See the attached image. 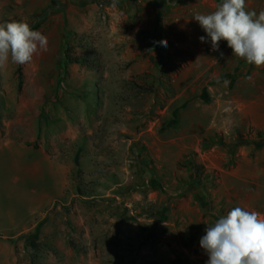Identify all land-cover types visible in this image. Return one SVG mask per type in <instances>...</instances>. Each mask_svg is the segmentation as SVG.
<instances>
[{
	"label": "rangeland",
	"instance_id": "obj_1",
	"mask_svg": "<svg viewBox=\"0 0 264 264\" xmlns=\"http://www.w3.org/2000/svg\"><path fill=\"white\" fill-rule=\"evenodd\" d=\"M13 20L48 48L0 67V264H207L208 225L264 214V67L191 47L169 0H0Z\"/></svg>",
	"mask_w": 264,
	"mask_h": 264
},
{
	"label": "clouds",
	"instance_id": "obj_2",
	"mask_svg": "<svg viewBox=\"0 0 264 264\" xmlns=\"http://www.w3.org/2000/svg\"><path fill=\"white\" fill-rule=\"evenodd\" d=\"M193 18L210 38L213 51L225 40L234 56L264 67V10L248 11L246 0H222L212 12ZM199 39L204 42L206 37ZM159 43L167 47L166 40ZM47 48L48 37L28 22L0 23V67L9 60L26 64ZM205 232L200 245L209 256L207 264H264V214L237 206Z\"/></svg>",
	"mask_w": 264,
	"mask_h": 264
},
{
	"label": "crops",
	"instance_id": "obj_3",
	"mask_svg": "<svg viewBox=\"0 0 264 264\" xmlns=\"http://www.w3.org/2000/svg\"><path fill=\"white\" fill-rule=\"evenodd\" d=\"M221 2L222 0H169V23H173L178 29H184L190 36L189 44L195 47L194 42H201L199 38L201 36L207 38V34L193 16L197 13H210ZM246 9L259 13L260 10H264V0H246ZM205 42L210 43V38L201 43Z\"/></svg>",
	"mask_w": 264,
	"mask_h": 264
},
{
	"label": "trees",
	"instance_id": "obj_4",
	"mask_svg": "<svg viewBox=\"0 0 264 264\" xmlns=\"http://www.w3.org/2000/svg\"><path fill=\"white\" fill-rule=\"evenodd\" d=\"M78 61V58H76L70 50H67L65 54V64ZM20 77H21V83H23V75H22V69H20ZM203 165L197 164V177L195 178V182L201 185H206V182H203V179H206L207 176L203 175Z\"/></svg>",
	"mask_w": 264,
	"mask_h": 264
},
{
	"label": "bare ground",
	"instance_id": "obj_5",
	"mask_svg": "<svg viewBox=\"0 0 264 264\" xmlns=\"http://www.w3.org/2000/svg\"><path fill=\"white\" fill-rule=\"evenodd\" d=\"M5 218H6L5 205L2 202H0V220Z\"/></svg>",
	"mask_w": 264,
	"mask_h": 264
},
{
	"label": "built area",
	"instance_id": "obj_6",
	"mask_svg": "<svg viewBox=\"0 0 264 264\" xmlns=\"http://www.w3.org/2000/svg\"><path fill=\"white\" fill-rule=\"evenodd\" d=\"M223 49L227 52L232 51V49L230 47H228L227 41L224 40L223 42Z\"/></svg>",
	"mask_w": 264,
	"mask_h": 264
}]
</instances>
